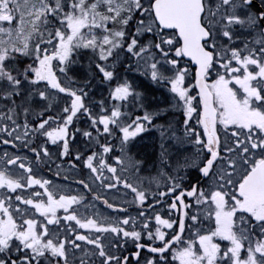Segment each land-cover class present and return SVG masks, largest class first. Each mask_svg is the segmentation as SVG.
Wrapping results in <instances>:
<instances>
[{"label":"snow or ice","instance_id":"obj_1","mask_svg":"<svg viewBox=\"0 0 264 264\" xmlns=\"http://www.w3.org/2000/svg\"><path fill=\"white\" fill-rule=\"evenodd\" d=\"M0 145V264H264V0H0Z\"/></svg>","mask_w":264,"mask_h":264},{"label":"flooded vegetation","instance_id":"obj_2","mask_svg":"<svg viewBox=\"0 0 264 264\" xmlns=\"http://www.w3.org/2000/svg\"><path fill=\"white\" fill-rule=\"evenodd\" d=\"M139 75V74H137ZM143 83V88L146 90V83L150 84L149 88L151 89L150 92H148L149 99L154 101V99H157L158 101H163L165 99V96L167 94L162 93L159 89L155 88V85L152 84L150 81H147V78H141ZM168 117V114H165L162 117V121H165V118ZM159 148V131L155 128H148L146 132L138 134L137 138H135L134 144L132 145V151L137 153V158L144 159L145 160V167L147 165L151 164L153 167L155 166L154 161L155 157L151 160H149L151 154L153 151L156 152L155 149ZM186 148V146H185ZM183 149V151L185 150ZM179 149L178 147L176 150ZM0 150H11L10 147L0 145ZM181 150V149H180ZM178 151V150H177ZM43 175H45L48 179H53L54 175L53 173L47 172V169H45ZM85 175L87 173L85 172ZM82 177H73L70 181L65 179L63 174L60 177H55V180L68 184L71 188V191L67 192L66 194H76L78 191H83V188L78 183V179ZM34 190L38 191L39 189L36 186H33ZM86 196H88V193H85Z\"/></svg>","mask_w":264,"mask_h":264},{"label":"trees","instance_id":"obj_3","mask_svg":"<svg viewBox=\"0 0 264 264\" xmlns=\"http://www.w3.org/2000/svg\"><path fill=\"white\" fill-rule=\"evenodd\" d=\"M160 88H161V87H160V85H159V88H158V89H160ZM150 90H151V89H150ZM154 101H157V102H158L157 99H154ZM168 119H175L176 121H180V120L183 119V117H182V114H181L180 112L177 111V112L175 113L174 117L168 115V117L165 118V121L168 120ZM190 147H191L190 145H186V148H190Z\"/></svg>","mask_w":264,"mask_h":264},{"label":"bare ground","instance_id":"obj_4","mask_svg":"<svg viewBox=\"0 0 264 264\" xmlns=\"http://www.w3.org/2000/svg\"><path fill=\"white\" fill-rule=\"evenodd\" d=\"M155 150H156V152L153 151V153L151 154L149 160L153 159L154 157H155V159H156V156H157V154H158V152H159V148H157V149H155ZM147 166H148V165H147ZM152 170H153V171L155 170V166L152 168Z\"/></svg>","mask_w":264,"mask_h":264},{"label":"rangeland","instance_id":"obj_5","mask_svg":"<svg viewBox=\"0 0 264 264\" xmlns=\"http://www.w3.org/2000/svg\"><path fill=\"white\" fill-rule=\"evenodd\" d=\"M178 151H181L180 149H177ZM188 150H190V148H185V150L184 151H188ZM145 168H147V167H145ZM152 168H153V166H152Z\"/></svg>","mask_w":264,"mask_h":264}]
</instances>
